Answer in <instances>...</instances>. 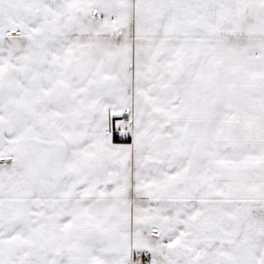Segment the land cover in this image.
Here are the masks:
<instances>
[{"label": "snow or ice", "instance_id": "1", "mask_svg": "<svg viewBox=\"0 0 264 264\" xmlns=\"http://www.w3.org/2000/svg\"><path fill=\"white\" fill-rule=\"evenodd\" d=\"M0 264H264V0H0Z\"/></svg>", "mask_w": 264, "mask_h": 264}]
</instances>
